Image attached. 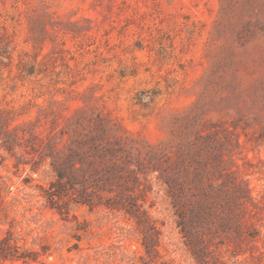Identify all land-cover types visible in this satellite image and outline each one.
<instances>
[{
	"label": "rangeland",
	"instance_id": "1",
	"mask_svg": "<svg viewBox=\"0 0 264 264\" xmlns=\"http://www.w3.org/2000/svg\"><path fill=\"white\" fill-rule=\"evenodd\" d=\"M0 264H264V0H0Z\"/></svg>",
	"mask_w": 264,
	"mask_h": 264
}]
</instances>
